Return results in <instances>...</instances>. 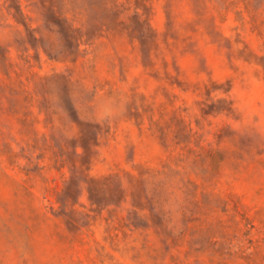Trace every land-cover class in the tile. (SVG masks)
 Segmentation results:
<instances>
[{
  "label": "rangeland",
  "instance_id": "obj_1",
  "mask_svg": "<svg viewBox=\"0 0 264 264\" xmlns=\"http://www.w3.org/2000/svg\"><path fill=\"white\" fill-rule=\"evenodd\" d=\"M0 264H264V0H0Z\"/></svg>",
  "mask_w": 264,
  "mask_h": 264
}]
</instances>
